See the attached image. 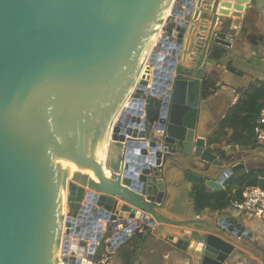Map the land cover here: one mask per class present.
<instances>
[{
  "label": "water",
  "instance_id": "obj_1",
  "mask_svg": "<svg viewBox=\"0 0 264 264\" xmlns=\"http://www.w3.org/2000/svg\"><path fill=\"white\" fill-rule=\"evenodd\" d=\"M172 1L0 0V264H61L64 227L63 264H99L138 222L181 229L166 241L199 264L254 246L236 220L219 227L194 210L185 175L222 190L245 167L198 131L216 51L236 36L217 27L220 0ZM231 2L219 12L240 16L244 1ZM199 18L211 23L193 37ZM149 97L161 103L153 124L142 117Z\"/></svg>",
  "mask_w": 264,
  "mask_h": 264
},
{
  "label": "crops",
  "instance_id": "obj_2",
  "mask_svg": "<svg viewBox=\"0 0 264 264\" xmlns=\"http://www.w3.org/2000/svg\"><path fill=\"white\" fill-rule=\"evenodd\" d=\"M205 1L210 2L212 0ZM220 1L217 12L220 18L217 21V27L220 29L222 27L225 32L236 36V39L232 47L227 48V50L218 48L216 51V65L209 70L206 77V81L213 78L216 80V84L214 90L210 91L209 96L206 97L204 94L208 109L200 111L198 131L199 133L210 132L208 134V145L229 166L240 162L245 164L244 168L236 171L238 176L264 167V148L256 147L255 150H251L252 148L236 144L227 145L225 142L210 145L209 141L217 131L220 121L225 118L234 105L242 100L244 93L252 85L264 82V0H243L242 5L244 8L240 11V16L233 15V11H238L233 8H230L229 14H221L219 9L225 8L221 4L227 0ZM231 3H235V0H232ZM208 12L212 17L213 12L211 10ZM210 23V20L204 23L199 18L193 37L196 32L200 31L199 28L202 25L209 28ZM186 37H188V34ZM229 133H231L230 130ZM222 153L225 154L227 159L223 158ZM121 155L120 150V153L112 156V165L120 163ZM239 157L241 158L238 159ZM186 160L198 159L188 157ZM187 173L185 172L187 191L195 211L201 214L214 215L219 227H221V220L232 218L244 225L251 233L250 239L241 241L254 244V246L240 247L237 245L234 254L225 264H264L263 223L256 217L235 210L232 207V202L231 206L222 210L206 208L198 211L195 205L193 188L199 181H194L191 184ZM203 182L205 183V181ZM138 224L139 228L132 233L131 237L133 238L131 241L128 242L127 240L113 252L105 250L102 257L103 261H100L99 264L104 263V259L113 255H115L116 264H124L125 259L122 251L118 252L120 248L121 250L130 248L134 252L132 264H199L195 256H190L188 252L166 241L167 238H172L174 241L183 238L180 233L181 229L161 225L158 221L156 227L142 222H138ZM138 234H143L145 238H138ZM192 245L194 243L190 244V247Z\"/></svg>",
  "mask_w": 264,
  "mask_h": 264
},
{
  "label": "trees",
  "instance_id": "obj_3",
  "mask_svg": "<svg viewBox=\"0 0 264 264\" xmlns=\"http://www.w3.org/2000/svg\"><path fill=\"white\" fill-rule=\"evenodd\" d=\"M216 80L213 78L206 81L205 96H209L214 90ZM146 107L147 120L155 123L159 118L160 101L154 97H149ZM264 105V82L252 85L236 105H234L223 118L209 144H236L243 147L255 148L256 140L254 126ZM229 130L231 133H229ZM223 158H226L222 153ZM227 159V158H226ZM264 184V167L242 173L238 175L236 181L222 190H212L199 181L193 188L195 205L198 211L206 208L212 210H222L231 206V201L241 199L242 190L248 186H261ZM263 188V187H262ZM131 237L129 241H131ZM138 238H145L143 234H138ZM122 251L125 259L124 264H132L134 252L129 248Z\"/></svg>",
  "mask_w": 264,
  "mask_h": 264
},
{
  "label": "built area",
  "instance_id": "obj_4",
  "mask_svg": "<svg viewBox=\"0 0 264 264\" xmlns=\"http://www.w3.org/2000/svg\"><path fill=\"white\" fill-rule=\"evenodd\" d=\"M147 104L148 102L145 103V108L147 107ZM142 117L147 118L146 110L143 112ZM254 135L256 140V147L264 148V105L260 111L259 117L256 120V124L254 126ZM231 202H232V207L235 210L256 217L264 225V188H262L261 186L245 187L242 190L241 199H234ZM68 211H69V207L67 204L66 213H68ZM65 229L66 227H64V231ZM64 231H63L62 246H61V264H63V257H64L62 251L63 243H64V235H65Z\"/></svg>",
  "mask_w": 264,
  "mask_h": 264
},
{
  "label": "bare ground",
  "instance_id": "obj_5",
  "mask_svg": "<svg viewBox=\"0 0 264 264\" xmlns=\"http://www.w3.org/2000/svg\"><path fill=\"white\" fill-rule=\"evenodd\" d=\"M174 2H175V0L172 1V7H173V3H174ZM171 11H172V9H171ZM170 15H171V12H166V13H165L164 21L161 23V25H160V27H159V29H158V32H157V35H156V38H155V41H154L153 47L150 49L149 54H150V52L152 51V49L154 48L155 43L157 42V40H158V38H159V35H160V33L162 32V27H163V25H164V23H165V20H166ZM148 60H149V55H148V59H147V61L141 66V68H140V70H139V72H138V75H137L136 81L132 84V87H131L130 93H129V95H128V97H127V99H126V101H125L123 107H125L127 101L129 100V98L131 97L132 93L134 92V89H135V87H136V84H137L138 79H140V78H142V77H144V76L146 75V70L148 69V65H146V64L148 63ZM148 64H149V63H148ZM123 107H122V108H123ZM109 139H110V138L107 136V138H106V145H105L104 160H105V158H106V156H107V151H108V149H109V142H110ZM62 158H63V159H68V161L71 162V164H75V162H74L72 159H70V158H68V157H66V156H64V157H62ZM103 167L106 168L109 172H111V170H110L109 168H107V167H105V166H103ZM70 176H71V174L68 173V177H70ZM66 207H67V198H66V196H65V194H64V190H63V188H62V191H61V216L63 215V213H66Z\"/></svg>",
  "mask_w": 264,
  "mask_h": 264
},
{
  "label": "rangeland",
  "instance_id": "obj_6",
  "mask_svg": "<svg viewBox=\"0 0 264 264\" xmlns=\"http://www.w3.org/2000/svg\"><path fill=\"white\" fill-rule=\"evenodd\" d=\"M147 65H148V63H147ZM258 148H263V147H258ZM255 149H256V147L252 148L251 150H255ZM241 155H242V153H241ZM240 158L241 157H239L238 159H240ZM252 166H255V165H252ZM262 187L264 188V184L262 185ZM102 264H116L115 255H113L112 257L108 256V258L104 259V263H102Z\"/></svg>",
  "mask_w": 264,
  "mask_h": 264
}]
</instances>
